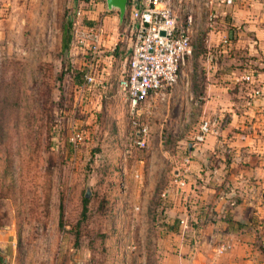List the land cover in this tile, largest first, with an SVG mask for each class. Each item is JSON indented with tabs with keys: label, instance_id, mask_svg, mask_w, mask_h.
Masks as SVG:
<instances>
[{
	"label": "rangeland",
	"instance_id": "1",
	"mask_svg": "<svg viewBox=\"0 0 264 264\" xmlns=\"http://www.w3.org/2000/svg\"><path fill=\"white\" fill-rule=\"evenodd\" d=\"M88 1L0 0L3 264H264V218L241 237L223 232L221 220L240 189L229 185L232 200L218 210L201 197L208 181L226 192L209 170L219 158L212 153L198 162L199 176L182 173L209 132L201 125L231 120L214 102L232 97L235 107L241 100L223 73L253 71L250 59L264 51V36L241 25L234 34L224 0H171L178 19L191 15L192 53L177 82L139 104L136 115L119 86L129 56L128 7L115 20V38L106 34L92 53L94 40L78 36L80 24L92 22L83 12ZM67 20L72 40L62 51ZM134 122L148 125L143 147L133 142ZM245 124L233 131H249ZM176 179L185 182L182 189ZM175 196L201 200L207 220L184 218V229L174 220ZM241 241L249 248H237Z\"/></svg>",
	"mask_w": 264,
	"mask_h": 264
},
{
	"label": "crops",
	"instance_id": "2",
	"mask_svg": "<svg viewBox=\"0 0 264 264\" xmlns=\"http://www.w3.org/2000/svg\"><path fill=\"white\" fill-rule=\"evenodd\" d=\"M224 1L226 5L224 13L229 14V24L232 26L234 34L237 35V30L234 27L241 25L243 28L256 30L258 37L264 36V0ZM88 3V8L83 12H86L87 19L92 22L81 23L82 32L80 31L78 36L82 42L95 38L98 42L105 44L104 41H108V37L115 38L113 34V29L117 28L115 20L118 19L119 21L120 17L110 12L112 8L107 6L106 1L89 0ZM106 34H109V36L106 37ZM122 36L119 38L120 40H122ZM258 43L259 48L262 49L264 40L261 39ZM125 52L128 53L129 49L127 48ZM250 60L254 62L255 68L250 73L239 75L237 70L231 69L223 73L231 78L233 87H235L234 92L241 94V100L237 101L235 107L233 102L236 101V98L232 97L229 99L225 97L222 101L217 100L214 102L221 105H219L218 112H227L231 120L223 125L216 126L217 118H214L211 123L208 120V122L201 125L204 132H209L206 134L203 144L196 146L194 152L190 153L189 156L192 159L190 157L188 161L186 158L184 159L187 167L182 172L184 175L198 174L199 176V170L197 172L198 162L207 161L212 153L214 154L213 157L219 158L218 164L209 170L219 173V175H215L218 176L216 183H220L226 192L220 194L221 192L219 193L215 188L216 185L208 181V184L201 186L204 187L201 197L205 202L215 204V209L218 210L223 204L226 205L227 201L232 200L230 196L235 192H231L232 186L229 187V185L234 183L240 189L237 190V193L239 196L241 195V198L239 200L234 198L236 205L229 207L221 220L224 228L223 232L227 236L237 233L241 237L247 227L252 231H256V227H252V222L261 221L264 218V196H262L264 194V51L259 52L256 50ZM245 76L250 78L246 80ZM214 87L225 89L228 92V86L214 85ZM242 102L245 103V106L241 108L240 104ZM247 112H249L250 121L247 120L248 118L245 115ZM248 122L250 123L249 131L242 133L233 131V127H237V125L247 126L245 123ZM184 186L185 183L183 186L176 183L177 188L182 189ZM186 187L185 189H187ZM247 190H250V196L247 195ZM186 201L183 202L177 196L174 197V220L182 221L185 218L188 222L190 218H199L200 220L201 216L202 218L206 216L205 220H207L208 215L205 214L207 206H202L203 209H201L199 207L202 204L200 203L201 200L188 199ZM194 208L197 210H193ZM248 208H250V211ZM204 229L205 226L200 229V232H203ZM237 244L239 249L249 248L250 246L244 244L243 241Z\"/></svg>",
	"mask_w": 264,
	"mask_h": 264
},
{
	"label": "built area",
	"instance_id": "3",
	"mask_svg": "<svg viewBox=\"0 0 264 264\" xmlns=\"http://www.w3.org/2000/svg\"><path fill=\"white\" fill-rule=\"evenodd\" d=\"M126 6L129 22L124 29L129 41V56L119 86L126 95L131 114L138 115L139 104L152 96L165 95L177 82L192 53L189 29L192 18L186 14L184 19H178L171 0H127ZM79 14L76 10V15ZM93 40L91 50L95 53L99 43ZM148 131L147 123L134 122L131 135L136 146L145 145ZM176 183L183 186L185 182L176 179ZM182 222L184 229L188 228L186 221Z\"/></svg>",
	"mask_w": 264,
	"mask_h": 264
},
{
	"label": "trees",
	"instance_id": "4",
	"mask_svg": "<svg viewBox=\"0 0 264 264\" xmlns=\"http://www.w3.org/2000/svg\"><path fill=\"white\" fill-rule=\"evenodd\" d=\"M72 22L70 20H67L62 25V39H61V50L64 51L68 48L70 41L72 40V33L70 32ZM0 264H3L1 258H0Z\"/></svg>",
	"mask_w": 264,
	"mask_h": 264
},
{
	"label": "water",
	"instance_id": "5",
	"mask_svg": "<svg viewBox=\"0 0 264 264\" xmlns=\"http://www.w3.org/2000/svg\"><path fill=\"white\" fill-rule=\"evenodd\" d=\"M109 8H116L119 11L120 19L123 18L126 10L127 0H105Z\"/></svg>",
	"mask_w": 264,
	"mask_h": 264
}]
</instances>
